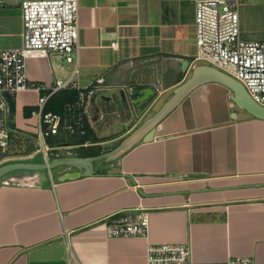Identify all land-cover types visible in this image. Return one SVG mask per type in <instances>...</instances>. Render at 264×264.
<instances>
[{
  "label": "crops",
  "instance_id": "0c3cea01",
  "mask_svg": "<svg viewBox=\"0 0 264 264\" xmlns=\"http://www.w3.org/2000/svg\"><path fill=\"white\" fill-rule=\"evenodd\" d=\"M21 1L0 6V48L22 44ZM78 3L79 72L73 77L83 87L100 75L106 79L88 120L104 150L107 141L100 137L120 126L109 119L148 103L140 119L108 139L116 147L203 63L196 0ZM238 11L241 36L264 40V0H241ZM74 67L54 53L27 59L28 76L38 82L69 77ZM146 87L154 94L134 103ZM39 95L28 89L14 97L20 134L37 132L35 110L26 116L25 107L38 105ZM233 95L221 82L197 85L150 140L96 161L94 175L71 176L77 169L62 165L2 177L0 264H148V245L163 242L189 244L198 263L249 255L253 264H264V118L238 107ZM1 159L0 165L7 163ZM140 210L149 213L147 235L108 236L110 215Z\"/></svg>",
  "mask_w": 264,
  "mask_h": 264
},
{
  "label": "built area",
  "instance_id": "2783aa9c",
  "mask_svg": "<svg viewBox=\"0 0 264 264\" xmlns=\"http://www.w3.org/2000/svg\"><path fill=\"white\" fill-rule=\"evenodd\" d=\"M8 0H0V6ZM241 0H196L195 40L197 58L208 61L240 80L251 96L264 104V40H247L241 36L238 7ZM22 44L0 48V149L6 151L19 133L14 120L11 99L28 89L39 92L37 133L45 142L48 136L60 132L87 133L91 103L106 89L104 75L87 86L73 77L79 72V3L78 0H22ZM1 33V31H0ZM116 41H112V46ZM63 55L74 62L72 75L57 78L52 83L29 78L27 59L32 55ZM76 88L78 98L68 104L65 115L46 111L49 97L56 91ZM45 160H50L45 150ZM105 223L108 236L147 235L150 217L146 210L138 214L110 215ZM148 264H253L249 255H235L224 261L198 263L192 258L191 246L184 242L150 243Z\"/></svg>",
  "mask_w": 264,
  "mask_h": 264
},
{
  "label": "water",
  "instance_id": "95a60500",
  "mask_svg": "<svg viewBox=\"0 0 264 264\" xmlns=\"http://www.w3.org/2000/svg\"><path fill=\"white\" fill-rule=\"evenodd\" d=\"M66 62H63L64 65ZM217 81L227 85L233 91V100L238 107L246 109L251 114L259 118H264V104L256 101L248 92L244 84L220 69L219 67L209 64L200 63L195 66L192 75L176 87L174 94L162 105V107L153 115L148 117L141 125H139L133 132L127 135L116 147L108 151L102 152L98 155L81 156V155H65L54 157L51 160L45 161H26L17 160L4 163L0 165V180L8 173L20 170H42L53 169L62 165H69L76 168V171L71 172V176H78L83 173L85 175L96 174L95 162L98 160H110L118 157L126 150H128L137 141L144 139L150 140L154 135L156 125L197 85L208 82ZM154 89L150 87L144 88V93L133 101L140 103L147 100Z\"/></svg>",
  "mask_w": 264,
  "mask_h": 264
},
{
  "label": "rangeland",
  "instance_id": "374dc122",
  "mask_svg": "<svg viewBox=\"0 0 264 264\" xmlns=\"http://www.w3.org/2000/svg\"><path fill=\"white\" fill-rule=\"evenodd\" d=\"M200 62L209 63L206 60L201 59ZM210 64V63H209ZM102 98H98L100 102ZM148 103H145L143 106L138 105L137 109L132 113H127L125 111H121V114H116L113 117V120H108L112 125H120L118 128L115 127L114 130H110L105 132L100 137L101 139L106 140L107 142H103L105 145V149L103 151H107L110 148H113L117 141L108 142V139L116 137L122 130H125L126 127L133 124L136 120L142 117V114L146 108ZM158 105L156 106V108ZM154 110V109H153ZM130 115V121L127 122V118ZM36 119V116H34ZM79 148L74 145H59V146H51L47 139L43 142L37 132L32 134H18L12 142L10 143L9 148L6 150V154L2 157L1 160H5V162L15 161V160H29V161H45V150L48 151L49 159H53L58 156L65 155H77ZM60 167V166H59Z\"/></svg>",
  "mask_w": 264,
  "mask_h": 264
},
{
  "label": "trees",
  "instance_id": "16d2710c",
  "mask_svg": "<svg viewBox=\"0 0 264 264\" xmlns=\"http://www.w3.org/2000/svg\"><path fill=\"white\" fill-rule=\"evenodd\" d=\"M79 91L76 88H66L61 91H56L51 95L46 103V111L58 112L62 115L66 114L67 106L69 103L74 102L78 98ZM12 109L15 111L14 98L11 99ZM38 105L26 106L25 114L30 116L33 110H36ZM87 133L84 135L69 134L64 128L61 127L60 132L55 135L47 137V142L51 146H58L61 144H78L79 153L83 156H91L100 154L103 149L101 144L98 143L99 139L94 133L88 120H86ZM68 135V136H67ZM86 142H91L86 145ZM6 154V151L0 149V159ZM54 157V156H53Z\"/></svg>",
  "mask_w": 264,
  "mask_h": 264
}]
</instances>
